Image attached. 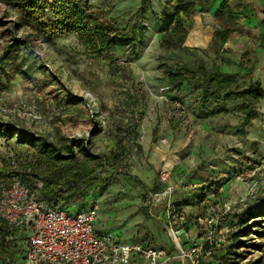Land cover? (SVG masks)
I'll return each mask as SVG.
<instances>
[{
  "label": "rangeland",
  "instance_id": "rangeland-1",
  "mask_svg": "<svg viewBox=\"0 0 264 264\" xmlns=\"http://www.w3.org/2000/svg\"><path fill=\"white\" fill-rule=\"evenodd\" d=\"M80 1L101 12L113 28L116 43L101 56L85 51L74 35L52 37L42 32L37 21L47 23L43 14L49 12L33 18L9 0H0V170L5 172L0 177V195L28 172L32 181L38 180L34 175L43 177L48 172L40 152L44 146L80 160L84 155L76 144L84 140L85 153L96 157L94 183L65 195L62 205L76 213L97 201L96 232L111 233L121 242L137 240L149 248L170 250L165 229L147 216L145 206L148 192L171 187L178 208L171 225L188 234L187 238L179 234L181 244L201 237L210 206L231 205L227 213L218 214L216 225L224 245L214 248L201 264L260 259L264 253V101L246 125L232 112L233 103L210 105L202 112L197 91L185 84L172 88L160 67L192 70L203 61L208 70L218 66L241 76L239 89L252 81L264 90L258 21L234 13L236 34L219 51L212 38L220 24L211 11L195 9L184 19L183 46L165 51L158 45L159 17L181 0H145L144 5L143 0ZM239 2L234 0L233 8ZM122 33L132 41H122ZM251 69V78L243 79ZM211 109L216 115L205 118V111ZM223 109L230 112L223 114ZM164 209L160 206L157 213ZM245 227L248 231L240 238L244 244L235 249L233 236ZM28 234L29 229L21 236ZM10 254V249L0 250V264H15Z\"/></svg>",
  "mask_w": 264,
  "mask_h": 264
},
{
  "label": "trees",
  "instance_id": "trees-1",
  "mask_svg": "<svg viewBox=\"0 0 264 264\" xmlns=\"http://www.w3.org/2000/svg\"><path fill=\"white\" fill-rule=\"evenodd\" d=\"M9 1L12 6L21 11H28L29 16L33 18L44 11L49 12L47 16L43 14L47 23L44 24L41 20L37 21L39 29L42 32L47 31L52 37L63 34L74 35L82 48L91 55L101 56L116 43L113 28L100 17L101 12L92 10L80 0H51L52 4H47L49 0ZM215 1L181 0L171 11H164L159 17V47L165 51L180 49L187 37L184 19H188L195 9L200 13L210 11ZM142 4H145V0L142 1ZM219 5V9L214 13V18L220 24V28L213 33L212 44L219 51H223L230 35L237 29L233 8L226 1H222ZM235 7H238V3L235 4ZM128 37L129 34L122 33L119 38L125 42L132 41L128 40ZM258 42L259 47L264 52V19L260 22ZM131 45L134 46V43L131 42ZM254 63L256 64L257 60H254ZM160 67L172 88L185 84L197 91V99L202 112L207 110L210 105L220 106L222 103H233L232 112L238 113L242 117V125H246L256 118L258 114L256 106L264 101V90L259 82L250 81L246 87L239 89L241 76L224 72L218 66L208 70L203 61H199L196 68L192 70L181 66H176L175 69H169L165 65ZM251 72L252 69L242 78L250 79ZM220 112L227 114L230 111L223 109ZM215 115L216 113L211 109L209 112L205 111L204 117L210 118ZM84 144H86L84 140H79L76 144L84 155L80 160H74L72 156L65 157L59 150L50 145L41 149L40 152L47 163L48 172L43 177L34 175L38 179L37 181L42 184L41 188L35 190L37 197L41 196L40 199L47 205L57 206L61 204L62 208L66 209L62 205L65 195L74 190L88 189L93 185L95 166L92 161H95L96 157L85 153ZM138 149L141 151L140 147ZM4 174L5 172L0 170V177ZM19 181L33 189L36 180L32 181L31 174L28 172ZM27 229L28 227L12 228L6 220L0 218V250L7 252L10 249V259L15 264H21L22 245L20 243L26 237L21 236V234ZM247 231V227H245L233 236L235 249L244 244L240 238ZM246 264H264V253L260 259L249 260Z\"/></svg>",
  "mask_w": 264,
  "mask_h": 264
},
{
  "label": "built area",
  "instance_id": "built-area-1",
  "mask_svg": "<svg viewBox=\"0 0 264 264\" xmlns=\"http://www.w3.org/2000/svg\"><path fill=\"white\" fill-rule=\"evenodd\" d=\"M41 186L35 181L31 189L18 180L0 195V218L12 228L29 229V234L20 243L21 264H201L225 243L216 225L218 214L227 213L230 204L210 206L201 237L181 244L179 234L183 233L186 238L188 234L171 225L172 218L178 213L177 204L171 199L172 188L148 192L146 214L161 222L171 241V252V249L146 247L139 241L121 242L111 233L96 232L94 224L100 210L97 201L85 210L68 213L61 204L49 206L39 199L35 189ZM162 205L165 209L158 214ZM179 215V220L183 221L184 217Z\"/></svg>",
  "mask_w": 264,
  "mask_h": 264
},
{
  "label": "crops",
  "instance_id": "crops-1",
  "mask_svg": "<svg viewBox=\"0 0 264 264\" xmlns=\"http://www.w3.org/2000/svg\"><path fill=\"white\" fill-rule=\"evenodd\" d=\"M222 1H226V3L231 8H233L232 2L234 0H220V3ZM235 2H236V0H235ZM220 3H218V4L214 3L213 10H210L211 13H213V15L219 9ZM232 10H233V13H237V14L241 13V14H244L246 16H249L251 18V20H249V22L250 21L251 22L252 21H258L256 24V28L258 31H260V22L264 19V0H241V3L239 2V6L234 7ZM236 22H238V20ZM235 34H236V32H233L230 35L227 43L225 44V47H228L232 43V39H233ZM260 50H261V48H260ZM263 54H264V52H263Z\"/></svg>",
  "mask_w": 264,
  "mask_h": 264
}]
</instances>
